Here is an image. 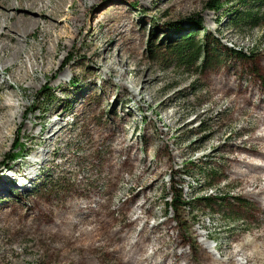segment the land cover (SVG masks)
Wrapping results in <instances>:
<instances>
[{"label":"rangeland","instance_id":"rangeland-1","mask_svg":"<svg viewBox=\"0 0 264 264\" xmlns=\"http://www.w3.org/2000/svg\"><path fill=\"white\" fill-rule=\"evenodd\" d=\"M207 1L56 0L65 33L56 50L46 45L47 70L25 81L12 76L15 66L0 71V106L7 92L21 103L0 138V264H88L82 252L123 264L120 254L147 234L140 256L156 252L162 262L171 233L192 229L193 242L221 261L264 264V204L257 212L234 195L249 182L247 190L264 189V20L236 27L226 14L240 1L222 0L220 11ZM188 36L194 56L178 49ZM40 39L31 31L25 48ZM251 88L261 97L249 100ZM50 121L56 134L30 166L43 147L31 131ZM172 198L187 204L172 208ZM51 201L62 221L39 215L38 203Z\"/></svg>","mask_w":264,"mask_h":264},{"label":"bare ground","instance_id":"bare-ground-1","mask_svg":"<svg viewBox=\"0 0 264 264\" xmlns=\"http://www.w3.org/2000/svg\"><path fill=\"white\" fill-rule=\"evenodd\" d=\"M16 2L17 3H13L11 0H0V23L4 20H9V27L4 25V27L8 29L6 35L3 34L5 30L0 27V71H10V69L15 66L16 68L21 69V71L12 72V76L21 81H25V79H27L28 76L31 77L35 70L40 68V66L41 70H47L49 62L52 61L54 53L52 50L49 51L46 45L53 42L56 50L63 34L65 33V29L63 31L60 25L62 19L60 21L58 18L63 14V7L60 4L56 5L58 4L56 3V0H16ZM53 2H55V4L50 6ZM49 7H51V9H49ZM17 8H26L30 14L12 12L13 9L17 10ZM6 12H8V14H6ZM65 20H67V17ZM11 30H13L12 33ZM33 30H37L41 34L42 39L36 43L37 48L35 47L32 52H29L27 48H25L27 43L26 38ZM21 39L24 44H21ZM110 47L111 45L104 46L103 51L108 52ZM24 55L28 59V65H25V62L23 61ZM92 55L94 57L98 55L100 56L102 55V51H93ZM108 61L109 67L113 68L114 63L116 62L115 58L111 55L108 57ZM44 63L46 64L42 67ZM122 77V79H124L125 73H122ZM31 83L32 82H30V84L28 83V86H31ZM1 88L2 85L0 84V89ZM4 97H7L6 99H8L9 102L7 104L8 107L4 105L0 106V138L4 137V130L13 124L15 108L21 104L20 102L16 103V101H14V94L11 92H7V95ZM2 98L3 97L0 94V99ZM7 110H11V112H8ZM57 123V121H50L47 127H44L41 124L37 133H32L31 131V138H39L40 141L38 142L43 147L42 151L40 150L39 152L34 153V155L38 153V159H28L30 166L35 165L40 162V160H44L46 153L45 149L50 144L52 136L56 134L55 127ZM19 124H21V120L19 121ZM30 127L34 128V124L31 123ZM2 191L5 192L4 187H1L0 192Z\"/></svg>","mask_w":264,"mask_h":264},{"label":"trees","instance_id":"trees-1","mask_svg":"<svg viewBox=\"0 0 264 264\" xmlns=\"http://www.w3.org/2000/svg\"><path fill=\"white\" fill-rule=\"evenodd\" d=\"M222 0H208L207 4H206V8L212 11H220L223 9V5L221 4ZM240 1V3L242 4V9L240 11L238 10H230L228 11V13L226 15H232L230 18V22L232 25H235L236 27L239 26H256L259 24L260 20H264V0H237ZM249 5V6H248ZM257 7L256 10H253V8ZM260 17V18H258ZM179 46V51H184V50H189L192 52V55H195V51H196V46L193 43V41L191 40V38L188 37H184L182 39V41L178 44ZM196 48V49H195ZM72 58V55L69 54L66 61L63 62V66L68 63L70 61V59ZM62 65V64H61ZM262 79H264V76L261 77ZM240 83V82H239ZM252 84V83H250ZM241 85V84H240ZM237 87V86H236ZM229 88V86L227 87V89ZM260 90L258 89H250V96L248 97V99H252V97L255 95L257 97H261L260 95ZM248 100V103H250V101ZM261 101V100H260ZM262 105L264 106V97H262ZM20 138L17 139L13 145H12V151H14V158H18V153L20 151ZM231 164V163H230ZM225 167L226 171L228 170V165L227 163L221 164ZM239 167V166H238ZM240 169V168H238ZM230 175H235L233 172H229ZM257 173H261V172H246L245 175H252L254 176ZM224 176H225V172H224ZM255 178V176L253 177V179ZM250 185L249 184L245 185L242 191H237L235 192L234 195L236 196H241V197H247L251 203L252 206L255 207V209L257 210V212H259V209L261 210V205L264 204V189H259L257 191H251V190H247V186ZM211 186V185H210ZM67 194V193H65ZM91 197L93 195H90ZM208 199V198H206ZM172 202L173 204H170V207L174 208V206L178 203V199L177 198H172ZM260 202V203H259ZM262 203V204H261ZM178 204L182 205V206H186V202H179ZM121 205V204H120ZM52 206H56V204L54 203V201H51L50 207L48 205H46L44 202H39L38 203V212L39 215L43 217V219H46L47 221H53L54 218L56 219V216H53V214L51 213L50 210H48L49 208H51ZM259 207V208H257ZM71 209L72 206L67 207L66 208V214L67 212L72 211ZM264 212V209H263ZM63 214H60L58 216V221H62L60 217H62ZM172 236H170V238H174L171 239L174 241V244H172V253L166 257L163 258L162 262H157V258L155 257V253L156 252H151L150 254L144 256L143 258L140 256L142 253H144V250L147 248V243L145 241H150L149 235L147 234V236L143 237L142 235L139 236L133 243V245L131 246L130 249V253L125 256V254H120L121 259L123 264H139V262H143L142 264H151L156 262V264H164L163 262L166 259H170L172 260V262L170 264H234L233 262H231V260L228 261H221L217 258H215L210 252H207L205 248H202L200 245H198L197 243H194L192 238L194 237V231L192 229L191 234L189 236H185L183 238H180L179 235H175L174 233ZM176 239V240H175ZM187 242V243H185ZM187 244L188 248H186L184 245ZM181 250V251H179ZM81 258L86 255L85 259H87V263L88 264H104L105 260L103 258H100L98 256H95L93 254H90L89 252L81 253ZM154 256L155 260L151 261L150 257ZM99 262V263H98Z\"/></svg>","mask_w":264,"mask_h":264}]
</instances>
